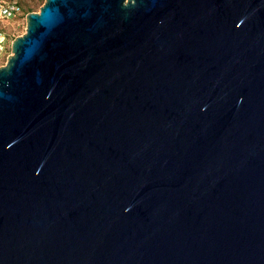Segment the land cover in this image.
Here are the masks:
<instances>
[{
  "label": "water",
  "instance_id": "1",
  "mask_svg": "<svg viewBox=\"0 0 264 264\" xmlns=\"http://www.w3.org/2000/svg\"><path fill=\"white\" fill-rule=\"evenodd\" d=\"M0 66V264H264V0H45Z\"/></svg>",
  "mask_w": 264,
  "mask_h": 264
},
{
  "label": "rangeland",
  "instance_id": "2",
  "mask_svg": "<svg viewBox=\"0 0 264 264\" xmlns=\"http://www.w3.org/2000/svg\"><path fill=\"white\" fill-rule=\"evenodd\" d=\"M23 11L24 15L13 20L8 27V33L10 35L9 41L7 43V47L5 53L0 62V66L5 65L8 61V56L12 54V42L13 40L24 34L27 27V14L31 11H39L40 7L45 3V0H17Z\"/></svg>",
  "mask_w": 264,
  "mask_h": 264
},
{
  "label": "built area",
  "instance_id": "3",
  "mask_svg": "<svg viewBox=\"0 0 264 264\" xmlns=\"http://www.w3.org/2000/svg\"><path fill=\"white\" fill-rule=\"evenodd\" d=\"M24 15L17 0H0V62L9 41L8 27L13 20Z\"/></svg>",
  "mask_w": 264,
  "mask_h": 264
}]
</instances>
